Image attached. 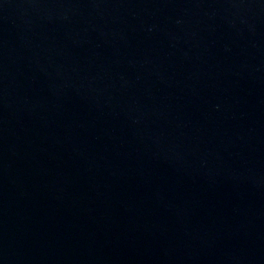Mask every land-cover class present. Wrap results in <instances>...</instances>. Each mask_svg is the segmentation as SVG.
Returning a JSON list of instances; mask_svg holds the SVG:
<instances>
[{
  "label": "water",
  "instance_id": "obj_1",
  "mask_svg": "<svg viewBox=\"0 0 264 264\" xmlns=\"http://www.w3.org/2000/svg\"><path fill=\"white\" fill-rule=\"evenodd\" d=\"M0 264H264V0H0Z\"/></svg>",
  "mask_w": 264,
  "mask_h": 264
}]
</instances>
